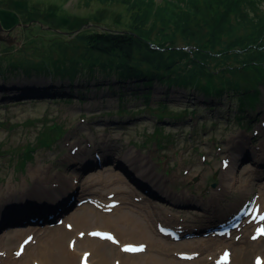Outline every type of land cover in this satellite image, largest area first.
Segmentation results:
<instances>
[{"label": "rangeland", "instance_id": "1", "mask_svg": "<svg viewBox=\"0 0 264 264\" xmlns=\"http://www.w3.org/2000/svg\"><path fill=\"white\" fill-rule=\"evenodd\" d=\"M10 1L17 4L16 14L3 11L11 8L3 5ZM154 1L163 5L162 0ZM28 2L23 7L27 0H0L1 25L16 38L12 46L0 42V209L39 182L57 189L61 186V195L74 197L78 206L50 226L33 224L24 214L57 210L63 201L35 200L30 206H17L20 209L10 203L0 216V231L10 227L0 232V264H11L2 260L5 253L14 258L13 264L30 258H23L24 248L18 250L26 236L28 256L40 261L36 253L45 248L47 256L41 260L48 263L55 260L52 229L57 228L62 236L71 227L78 230L80 241L92 229L107 230L103 218L86 215L89 211L107 216L109 225L129 238L125 243L145 248L126 252L114 242H97L94 236L88 247L76 242L77 256L92 249L96 260L104 258L108 264L116 260L126 264H193L199 260L218 264V253L227 249L229 264L231 259V264H254L255 250L264 245V239L253 242L254 230L245 224L219 237V225H214L217 220L213 218L216 210L210 207H234L233 213L238 214L223 223L228 225L238 219L241 207L249 211L258 204L264 208V85L259 87V101L248 106L241 97L208 98L192 87L157 82L150 110L142 99L146 93L140 91L137 96V84L123 81L115 71L95 68L93 75L80 71L72 80L37 73L36 65L46 67L50 58H58L62 52L70 57L87 52L81 33L118 31L126 27L129 16L120 0L107 5L85 0ZM56 8L63 9L72 22L64 20L63 13L62 21L51 18L48 12ZM97 16L100 23L92 21ZM27 67L34 70L30 75L23 73ZM31 81L37 84L30 85ZM3 86L21 92L13 96V92H3ZM35 92L41 97L27 99V93ZM123 103L129 113H120ZM156 127L171 136V143L166 139L159 146L147 142ZM29 149L33 158L27 163ZM232 179L229 188L227 182ZM222 190L223 199L217 197ZM235 207H239L237 212ZM52 213L36 220L46 222ZM248 217L246 213L242 218ZM22 223L28 224L19 226ZM160 227L175 230L177 237L161 235ZM160 246L168 253L160 254ZM191 251L196 252L194 258L188 255Z\"/></svg>", "mask_w": 264, "mask_h": 264}, {"label": "trees", "instance_id": "2", "mask_svg": "<svg viewBox=\"0 0 264 264\" xmlns=\"http://www.w3.org/2000/svg\"><path fill=\"white\" fill-rule=\"evenodd\" d=\"M85 1L107 5L118 0ZM162 2L157 6L154 0H120L129 16L125 28L81 33L87 52L74 57L62 52L60 57L50 58L46 67L43 63L36 65L35 72L72 80L80 71L89 75L96 72L95 68L107 73L115 71L123 81L137 84V96L140 91L146 93L142 99L150 110L154 85H167L170 81L192 87L208 98L231 95L241 97L248 106L257 103L259 87L264 85V0ZM13 3L4 2L11 8L3 11L16 14L17 4ZM26 4L28 0L21 6ZM61 13V8L48 12L51 18L62 21ZM63 15L64 20L72 22L67 13ZM92 21L100 23L101 19L97 16ZM33 71L27 67L23 73L30 75ZM123 112L129 113L124 103L120 105V113ZM164 139L171 143V136L156 127L146 141H155L159 146ZM31 158L29 149L27 163Z\"/></svg>", "mask_w": 264, "mask_h": 264}, {"label": "bare ground", "instance_id": "3", "mask_svg": "<svg viewBox=\"0 0 264 264\" xmlns=\"http://www.w3.org/2000/svg\"><path fill=\"white\" fill-rule=\"evenodd\" d=\"M31 82H29L30 85L37 84L36 81L35 82L34 81H31ZM19 84H23V83H19ZM30 85H27V89H31L30 88L31 87ZM2 89H3L2 90L3 92H5V91L7 92V90L10 91V92H13V93H11L13 96H18L17 94H19L21 92L20 90L17 91V90H13V89L9 90L8 88L6 89V86H3ZM0 92H1V90H0ZM39 94H40V92H35V93H32V94L27 93V99H29V98H35V97H41V95H39ZM0 96H1V94H0ZM263 154H264V147H263ZM237 156H239V154H237ZM85 160H86V162H89V163H94V162L97 163L95 160H91V159H85ZM262 162H263L262 163V169L264 170V159L262 160ZM231 167L232 166H230V164H229V166L227 168L228 169H231ZM233 183H234L233 179H232V181L227 182L229 188H232ZM38 184H42L43 186L38 185ZM35 185L36 186H32V189L31 190H27V192L24 193V195H23L22 198H20V199L18 198L19 200L9 199V202L8 203H6L5 205H2V207L0 209V216L7 211L6 209H8V205L10 203H12V202H14L13 203L14 205L16 204L15 205L16 208L20 209L17 206H20V207H23V206H26V205L27 206H30V205H32L35 202V200L45 202V201L52 200V198H55L53 200H58V201L60 200V201H63V203H65V202H72V200H75V199H73L74 197L72 198V197H67L66 195H63V194L61 195V193H62L61 186L58 187V189H57V188H53V186H52L51 183H49V184L48 183L43 184V182H39V183H37ZM225 189L226 190H229L228 187H224L223 190H225ZM223 190H222V192L219 195H217V197L223 199L222 197H224V192H225ZM114 197H115V195H114ZM108 202H109V204L112 203L111 201H108ZM258 202H259V200H258ZM263 205H264V203H262L261 206H263ZM255 206H256V208H259L260 207V206H258V204L255 205ZM233 208L234 207H225V206L220 205V204H212L211 205L210 210L211 211H215L216 210L215 215L212 213L213 214V218L215 217L214 218V221H216V220L219 221V222L216 221L215 224H214L215 226H218L219 225L216 228L217 230L218 229L219 230L221 229V227H222L221 225H223V223L232 220L238 214V213L237 214L235 213L236 214L235 215L233 213ZM238 209H239V207H235V212H237ZM240 209H239V214H241L243 212L244 213H247V211H246L245 208L244 209H241V210ZM259 210H264V208L261 207V208H259ZM86 215H88L90 217H94V218H97V216H100L101 218H103V222H104L103 224H104V226L106 228H108L110 231H112V236L114 238V243L116 245L120 246L121 250H123V248L126 249V248H129V247L130 248H139L140 247V245H137L135 243H133V244L132 243H129V242L125 243V240H128L129 238H127V236H123L121 233H119L116 228H114V227L112 228L109 225L110 220L109 219L106 220L107 216H104V215H102L100 213H95L93 211H89L88 213L86 212ZM24 216L27 217V214H24ZM239 216H241V215H239ZM250 218H251V216H249L248 219H246L247 221L245 219H243L242 220L243 223L241 222V224H239V227L241 228V226L245 224L246 226H248L250 228L252 227L253 230L255 231L256 228H257V230L259 229V226L261 224H264V221L262 223H259V222H256V220H252ZM77 220H79V218ZM84 226H86V224H84ZM56 229H52L51 232H50V234L54 236V238H53V249L52 248L51 249H52V252H53V250L55 251V254H54L55 255L54 256V259L55 260L54 261L51 260L48 263L45 262L47 260H44V261L41 260V257L42 256L44 258H46V256H47V249H45V248H43V249L41 248L42 250L40 249L36 253V257L40 261L36 260V258H34V255L28 256L29 255L28 254V251L30 250V248L27 249V243L25 242V240L27 239V236H26L25 239L22 242L23 243L22 244L23 247L20 246L18 248V250L20 248H24V251L25 252L23 254V256H24L23 258H25L26 256H27V258L28 257H30V258L28 260L24 261L22 264H81L82 258L85 257V256H89L88 257V261H89L90 264H108L107 263V260L104 259V258L103 259H100V260H96V258L93 257V255H92L93 254L92 249H87V251L83 252L81 256L75 255V254H77L79 252V247L77 246L76 242L78 243V241H79L81 243V245H82L81 247H88V246H90V244L93 241L94 232H97V233H100V232L110 233L108 231V229L107 230L106 229H104V230H102V229H92L90 231V233H89V230H84L85 232L89 233V235L87 234V235L82 236V239L83 240H81V241L79 240L81 237L79 236V238H78L77 235H76L78 230H74L71 227H67V229L65 230V232L62 233V236H59V233L60 232H59V230H56ZM65 234H67L69 237L68 238H65V236H64ZM253 234H254V235H252V241L253 242H259V241H261V239L262 240L264 239V237H262V238L259 237L257 239H254V236L256 235V233L254 232ZM97 239L98 240H96V239H94V240L97 241V242L104 243V242H102L103 241L102 239H100V238H97ZM65 241H66V243H65ZM64 243L68 247V249H67L66 252L63 251V248H65L64 247ZM205 243L206 242H204V245H205ZM44 246H45V244H44ZM141 247L142 248H145V246H143V245H141ZM260 248L263 249V250H261ZM58 249H59V252H57ZM18 250H17V255L19 256ZM148 251L149 250H147L146 252H148ZM158 251H160V254L162 252L163 253H168L167 249H165L163 246L158 247ZM52 252L50 254H52ZM181 253L182 254H187V253H184V252H181ZM255 254H256L255 255V261L257 259H260V260L261 259H264V245L258 247L255 250ZM8 255H9L8 253L3 254L2 257H1L2 260L3 261H9V263L11 262V264H13L14 258L13 259H10ZM127 255L128 256H131L129 254H127ZM188 255H189V257L194 258L195 255H196V252H192V253H190ZM218 255H220L219 258H218L220 260L217 259L218 260V264H227V263L229 264V262H230L229 259H230L231 253L228 252L227 249H225V250L222 249L221 252L218 253ZM225 256L227 257L226 258V263H221L222 262V258L225 257ZM23 258H20V259L22 260ZM232 260L233 259H231V263H232ZM261 261H262L261 264H264V260H261ZM112 264H126V263L123 262V261L116 260ZM155 264H159V263L156 262ZM174 264H177V262L174 263ZM193 264H206V262L204 260H199V261H194ZM242 264H246V263L243 261ZM254 264H256V262Z\"/></svg>", "mask_w": 264, "mask_h": 264}, {"label": "water", "instance_id": "4", "mask_svg": "<svg viewBox=\"0 0 264 264\" xmlns=\"http://www.w3.org/2000/svg\"><path fill=\"white\" fill-rule=\"evenodd\" d=\"M1 24L2 23L0 21V42L5 41L6 43H9L10 46H12L13 44H15L16 38L10 37L9 35L11 33V30L4 29ZM73 199H75V198H73ZM75 200H72V202L60 203L61 204L60 208H58L57 210L55 208H53L54 209L53 211L35 210L32 212H29V213H27V218L25 220L32 219V220H30V222L33 224L38 223L40 225H50V226L55 225V224L60 222V219L62 218V216L68 215L69 213H71L72 211H74L77 208L78 203ZM61 210H63V212H61ZM48 212H53L51 214L49 220H47L46 222H43L41 220H36L39 217L41 218V216L44 215V213L45 214L47 213V215H48ZM37 221H40V222H37ZM24 222H26V221H24ZM26 224H28V223H22L19 226H26ZM9 228L5 227L0 232L5 231L6 229L8 230Z\"/></svg>", "mask_w": 264, "mask_h": 264}, {"label": "snow or ice", "instance_id": "5", "mask_svg": "<svg viewBox=\"0 0 264 264\" xmlns=\"http://www.w3.org/2000/svg\"><path fill=\"white\" fill-rule=\"evenodd\" d=\"M262 219H264V217H261ZM109 239H111V237H108ZM255 238V237H254ZM126 251H143V248H127L125 249Z\"/></svg>", "mask_w": 264, "mask_h": 264}]
</instances>
